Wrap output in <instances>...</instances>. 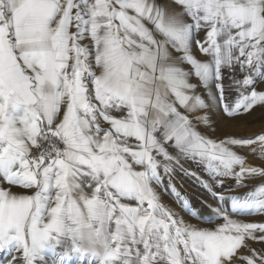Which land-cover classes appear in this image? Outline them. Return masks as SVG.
I'll return each mask as SVG.
<instances>
[{
  "label": "snow or ice",
  "instance_id": "1",
  "mask_svg": "<svg viewBox=\"0 0 264 264\" xmlns=\"http://www.w3.org/2000/svg\"><path fill=\"white\" fill-rule=\"evenodd\" d=\"M235 65L245 75L229 105L222 69ZM192 76L215 85L229 118L264 106V0H0L5 264H264L247 243H264V223L234 218L264 214V182L243 197L215 190L264 178L238 152L257 145L264 159V133L206 138L194 120L207 125L209 105ZM177 166L215 202L206 227L161 202L167 177L199 216L172 182Z\"/></svg>",
  "mask_w": 264,
  "mask_h": 264
},
{
  "label": "crops",
  "instance_id": "2",
  "mask_svg": "<svg viewBox=\"0 0 264 264\" xmlns=\"http://www.w3.org/2000/svg\"><path fill=\"white\" fill-rule=\"evenodd\" d=\"M204 31L201 30L195 34L196 40H203ZM193 55L201 61H205L208 57L203 56L199 49L193 44L192 47ZM180 54L173 52L174 57H178ZM187 71L189 70V66L181 65ZM223 75V86H224V99L225 103L231 105L236 102V99L239 96V91L237 90L234 81L240 80L245 75L244 72H241L239 65H235L234 67H224L222 69ZM190 82L192 84L197 85L196 94L200 95L202 99L206 101L209 105V108L202 112L201 114H206L208 116L209 123L207 125L201 124L194 120V124L196 128L203 134L206 138L216 141L217 143L220 140L225 139L227 137H235V138H253L257 135L264 133V106H256L250 113H243L239 115L237 118L232 119L227 117L223 112V105L218 103L219 94L214 84L210 83L208 87H204L200 85L198 79L195 76L190 77ZM258 90H264V82L257 83ZM213 96H216V99H213ZM104 127H107L105 124ZM258 149L257 145H253ZM252 147H242L238 149L239 154L243 155L246 159V163L253 166V162L250 163V160L247 158V153L249 150H252ZM250 159V158H249ZM254 160V159H253ZM255 162V161H254ZM183 166L190 170L196 171L199 175L208 178L207 172L203 165H197L189 161L182 160ZM224 180L223 186H215V190L217 192L223 191L224 194L228 196H244L240 194L242 191H249L251 187V180L256 179H248L245 181L246 186L237 187L235 184V180L233 178H222ZM172 182L174 183L176 189L180 192V194L188 199L192 209H204L207 208L208 201L212 202V205L215 206V202L211 199L210 195L205 191L203 187L199 183L195 181L194 178L185 176L177 166L176 173L172 176ZM168 179L165 177L164 185L158 188V192L160 193L161 202L172 208L174 211L178 213L180 217H182L186 223H190L196 226L206 227L208 226L207 221L210 220L208 216L199 214V216L187 215L184 210L175 202V198L171 195L170 190L167 189ZM3 187H8L6 184ZM228 189H232V191H227ZM13 192H21L22 189L13 187ZM192 195H197L196 202L193 200ZM195 199V198H194ZM206 203V204H205ZM236 219L241 220V217L238 215L234 217ZM247 219V218H246ZM250 219L242 220L244 222H249ZM8 259L7 253H0V263L3 264V261L6 262Z\"/></svg>",
  "mask_w": 264,
  "mask_h": 264
},
{
  "label": "rangeland",
  "instance_id": "3",
  "mask_svg": "<svg viewBox=\"0 0 264 264\" xmlns=\"http://www.w3.org/2000/svg\"><path fill=\"white\" fill-rule=\"evenodd\" d=\"M247 158H248V160H250V163L251 162L254 163L253 166L258 167V168H264V160L254 159V158H251L249 156ZM262 182H264V178H262V177H256V179H252L251 182H250L252 185H251L249 191L253 190L256 186H259ZM249 191H242V192H240V194L241 195H243L244 193L247 194ZM225 195L228 196L227 194H225ZM192 197H193V200L195 202L198 200L196 198L197 195H195V196L192 195ZM238 197H243V196H238ZM209 204H212V202L210 200L208 201L207 208L204 207V209L202 208L200 210L199 209H193V210L195 212L203 215V216H205V214H206L209 219H214V213H212L211 209L208 207ZM239 216L241 217V220L250 219L249 222L264 223V214H251V215H249V214H241ZM247 243H248V245L250 246L251 249H255L257 252L264 251V243H260V242H256V241H252V240H248ZM241 253L242 254H248V249H241ZM3 264H5V261H3ZM49 264H50V261H49ZM237 264H238V262H237Z\"/></svg>",
  "mask_w": 264,
  "mask_h": 264
},
{
  "label": "built area",
  "instance_id": "4",
  "mask_svg": "<svg viewBox=\"0 0 264 264\" xmlns=\"http://www.w3.org/2000/svg\"><path fill=\"white\" fill-rule=\"evenodd\" d=\"M248 156L251 158H254V159H258V160H264V159L260 158L259 148L257 149V151L255 153L252 150H249L247 153V157Z\"/></svg>",
  "mask_w": 264,
  "mask_h": 264
}]
</instances>
